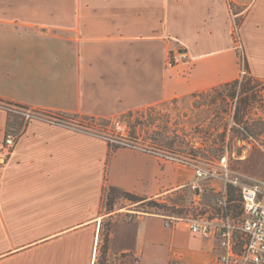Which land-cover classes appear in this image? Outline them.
<instances>
[{"label":"crops","instance_id":"1","mask_svg":"<svg viewBox=\"0 0 264 264\" xmlns=\"http://www.w3.org/2000/svg\"><path fill=\"white\" fill-rule=\"evenodd\" d=\"M231 7L247 72L264 81V0H0V101L112 119L231 82ZM178 49L189 68L167 65ZM8 131L20 136L5 153ZM193 179L188 167L0 109V264H96L105 219L112 264H222L212 233L102 206L109 188L160 198Z\"/></svg>","mask_w":264,"mask_h":264},{"label":"rangeland","instance_id":"2","mask_svg":"<svg viewBox=\"0 0 264 264\" xmlns=\"http://www.w3.org/2000/svg\"><path fill=\"white\" fill-rule=\"evenodd\" d=\"M237 52L239 60L236 79L239 80V84L250 80V85L254 87L247 94L255 96L245 125L250 128V135L238 133L236 130L238 127L232 119L238 91L242 90L238 85L234 99L230 97L233 89L226 90L223 84L214 87L223 90L221 96L210 93L211 88L203 93H194L185 98L166 101L157 106L112 119L69 118L85 126L93 127L100 135L114 133L115 123L123 122L126 134L141 147L192 159L201 168L214 169L219 175H223L224 170L227 169L229 177L238 176L244 184L264 188V81L249 77L245 59L240 60L243 58V53L241 50ZM242 70L245 71L244 75L241 74ZM7 116L15 118L8 114ZM188 168L191 169L189 166ZM200 186L203 188L201 193L186 188L180 193L156 198L167 206H174V211L147 209L145 204H133L122 195L108 190L104 194L102 206L107 211L106 206L111 203L112 211L125 209L137 215L145 213L143 211L154 214L157 212L165 217L169 225L179 222L188 224V220L192 218L218 220L227 215L232 224L238 225L241 222L242 208L238 188L224 186L221 178L201 181ZM224 187H226L227 198L223 204L219 205ZM229 188L233 189L235 199L233 204L238 207L234 212L231 211ZM203 197L207 198L205 201L207 204L203 203ZM102 229L104 233L107 230L106 219L102 221ZM234 241L235 251L240 253L244 243L243 234L236 231ZM96 264L112 263L104 257H99Z\"/></svg>","mask_w":264,"mask_h":264},{"label":"built area","instance_id":"3","mask_svg":"<svg viewBox=\"0 0 264 264\" xmlns=\"http://www.w3.org/2000/svg\"><path fill=\"white\" fill-rule=\"evenodd\" d=\"M234 18L232 36L236 50H241V40L239 36V23L237 15L231 7ZM243 53V51L241 52ZM240 60H244L240 58ZM243 64V63H242ZM167 65L173 67H190L187 52L184 49L171 51L168 55ZM244 67V65H242ZM242 75L245 71L242 70ZM0 109L8 115L18 118L24 125L32 121H42L52 126L66 127L81 131L103 140L111 150L115 148H130L150 154L165 162L191 167L194 179L187 187L193 191L201 193L203 188L201 181L221 178L224 186L230 185L238 188L241 197L242 219L238 225L232 224L228 215L222 219L208 220L205 218H192L188 220V225L192 233L199 235L214 234L221 251L219 260L222 264H264V188L258 185H248L240 181L238 176H230L227 169L223 175H219L216 170H205L198 166L194 160L183 158L171 153H162L153 148L141 147L136 144L125 132L123 122H116L114 133H103L100 135L93 127L85 126L61 113L45 112L31 109L18 104H11L0 101ZM20 136V131H9L4 137V151L9 153L16 145ZM226 187L221 191L219 205L223 204L227 198ZM238 231L243 234L244 243L242 251H235L234 234Z\"/></svg>","mask_w":264,"mask_h":264},{"label":"trees","instance_id":"4","mask_svg":"<svg viewBox=\"0 0 264 264\" xmlns=\"http://www.w3.org/2000/svg\"><path fill=\"white\" fill-rule=\"evenodd\" d=\"M248 75L251 79L255 78V77L251 76L249 73H248ZM255 79H258V78H255ZM250 83H251V81L248 80L243 84H239V80L235 79V80L228 82V83L223 85L224 89H226V90H228V89L232 90L233 89L232 94H230V97L232 99L236 98V96H235L236 92L235 91H237L238 86H240L242 89L240 92L238 91V98H236V106H235V111L233 113L232 119H233L235 126L238 127V129H236L237 132L241 133L243 135H246V134L248 135L249 133H251L249 131L250 128L245 127V125L247 124L246 118L248 117L247 115L249 112V108L251 107L252 103L254 102L253 100L255 98V96H248L247 95L249 92H251L254 89V87L251 86ZM222 91L223 90H221V88H212L210 93H215V94L221 96ZM203 92H205V91H203ZM203 92H200V93H203ZM230 130H232V128ZM241 140H242V138H241ZM108 191L122 195L124 198H126L127 200H129L133 204H138V205H144L145 204L147 209L155 208L157 210H164V211H174L175 210L174 206H167L165 203H162V202H159L158 200H156V198H150V199L141 198V197H138L132 193L122 192V191H119L115 188H109ZM229 196H230V202L232 203L231 211L234 212L237 210L238 207L233 204L235 202V199L233 197V189L232 188H229ZM240 203H241V197H240ZM106 210L108 212L112 211L111 203L107 204ZM143 212L151 213L148 211H143ZM155 214H159V213L155 212ZM107 235H108V226H107V230L105 233L103 232V229L101 227L100 257H104V258H105V254H106Z\"/></svg>","mask_w":264,"mask_h":264}]
</instances>
